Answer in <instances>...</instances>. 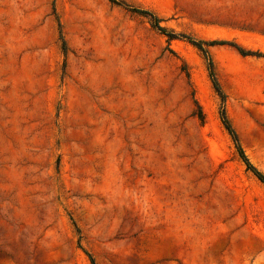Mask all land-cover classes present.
<instances>
[{
    "label": "rangeland",
    "instance_id": "374dc122",
    "mask_svg": "<svg viewBox=\"0 0 264 264\" xmlns=\"http://www.w3.org/2000/svg\"><path fill=\"white\" fill-rule=\"evenodd\" d=\"M132 7L220 42L237 141L201 49ZM237 144L264 174V0H0V264H264Z\"/></svg>",
    "mask_w": 264,
    "mask_h": 264
},
{
    "label": "trees",
    "instance_id": "16d2710c",
    "mask_svg": "<svg viewBox=\"0 0 264 264\" xmlns=\"http://www.w3.org/2000/svg\"><path fill=\"white\" fill-rule=\"evenodd\" d=\"M112 3H117L119 4L120 3V0H110ZM133 10L139 12V13H149L152 17H153V25L162 33L166 34L169 38H175V37H186L189 39V41H191L194 45H196L199 49H201V51L204 53L205 57L207 58L208 60V69H209V72H210V75L212 77V81H213V84L216 88V90L218 91V93L220 94V97H221V100H222V110H221V113H222V118H223V122L226 126V128L229 130V132L232 134V136L234 137V139L237 141V136H236V133L227 117V114H226V108H225V94L222 92L221 90V87H220V84L216 78V75H215V66H214V61H213V58L211 57L210 53H209V50L208 48L205 46V45H211V44H215V43H220L218 42L217 40H212L210 42H204V41H197L193 38H191L190 36H187L185 34H176L174 33L173 31L167 29L166 27L160 25L159 23V19L152 13L150 12L149 10H141V9H138L136 7H132ZM63 48H65V42H63ZM239 51L244 54V55H248V54H256L254 52H251V51H248V50H245V49H242L240 48ZM256 55H261V54H256ZM237 148H238V151H239V154L241 156V158L245 161V164L247 166V169L253 171V173L258 177V179H260L262 182H264V174H262L261 172H259L248 160V158L246 157L242 147L237 144Z\"/></svg>",
    "mask_w": 264,
    "mask_h": 264
}]
</instances>
